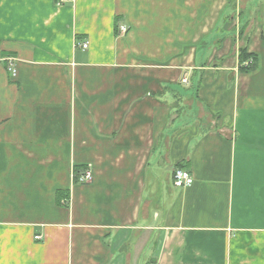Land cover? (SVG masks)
<instances>
[{"label": "crops", "instance_id": "0c3cea01", "mask_svg": "<svg viewBox=\"0 0 264 264\" xmlns=\"http://www.w3.org/2000/svg\"><path fill=\"white\" fill-rule=\"evenodd\" d=\"M254 7L0 0V264H264Z\"/></svg>", "mask_w": 264, "mask_h": 264}, {"label": "built area", "instance_id": "2783aa9c", "mask_svg": "<svg viewBox=\"0 0 264 264\" xmlns=\"http://www.w3.org/2000/svg\"><path fill=\"white\" fill-rule=\"evenodd\" d=\"M66 0H57L58 5L64 4ZM127 29L125 27H120V32L125 33ZM83 49H86L87 44L84 43L81 46ZM12 75L15 74V71L9 69ZM182 83H187L186 80H182ZM93 180V171L92 166L87 164L84 169L80 170L77 174L74 172L72 174V181L76 184L86 185L91 183ZM172 182L176 188H186L192 185L193 177L190 172L184 168H176L173 172ZM65 203V202H64ZM34 240H41V236H35Z\"/></svg>", "mask_w": 264, "mask_h": 264}, {"label": "trees", "instance_id": "16d2710c", "mask_svg": "<svg viewBox=\"0 0 264 264\" xmlns=\"http://www.w3.org/2000/svg\"><path fill=\"white\" fill-rule=\"evenodd\" d=\"M242 15V14H241ZM244 25L240 28L239 35H243ZM257 67V56L253 53H249L247 48L240 47L238 51V71L240 73H250ZM80 171L79 167L75 169L77 174ZM61 197V196H60ZM145 264H155V260L149 259Z\"/></svg>", "mask_w": 264, "mask_h": 264}, {"label": "rangeland", "instance_id": "374dc122", "mask_svg": "<svg viewBox=\"0 0 264 264\" xmlns=\"http://www.w3.org/2000/svg\"><path fill=\"white\" fill-rule=\"evenodd\" d=\"M236 2H238V5L239 7L242 9V8H245V9H253L252 11L254 12L257 7H254L255 5H258L260 0H251V4H250V1L249 0H235ZM248 4V5H247ZM247 5V6H246ZM252 5V6H251ZM253 7V8H252ZM218 12H214V14H217ZM243 13V11L241 12L240 11V15ZM249 14V12H248ZM250 16V15H249ZM253 17V16H252ZM236 18V17H235ZM248 24H245L244 25V30H243V34L245 32V29L247 28Z\"/></svg>", "mask_w": 264, "mask_h": 264}]
</instances>
